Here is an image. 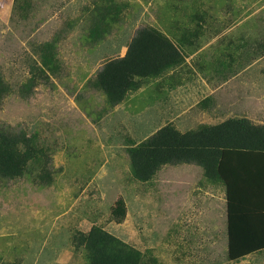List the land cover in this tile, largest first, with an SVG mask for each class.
Masks as SVG:
<instances>
[{
  "label": "rangeland",
  "instance_id": "374dc122",
  "mask_svg": "<svg viewBox=\"0 0 264 264\" xmlns=\"http://www.w3.org/2000/svg\"><path fill=\"white\" fill-rule=\"evenodd\" d=\"M249 22L264 32V0H0V77L9 85L0 128L37 149L21 175L0 178V264H84L79 237L93 227L140 250L141 264H264V253L208 258L209 240L196 242L186 219L193 192L164 191L161 168L170 165L148 180L134 173L130 150L149 125L133 127L128 97L144 77L119 103L102 82L128 69L141 27L214 35ZM121 198L124 215L115 211Z\"/></svg>",
  "mask_w": 264,
  "mask_h": 264
},
{
  "label": "crops",
  "instance_id": "0c3cea01",
  "mask_svg": "<svg viewBox=\"0 0 264 264\" xmlns=\"http://www.w3.org/2000/svg\"><path fill=\"white\" fill-rule=\"evenodd\" d=\"M178 26L181 28L159 30L178 50V53H166L171 64L159 74L142 78V84L137 90L134 89L132 96L127 95L134 116L131 120L133 127L140 129L141 126L149 125L139 130L149 132L146 136L149 137L168 124L186 132L201 124L213 125L215 123L211 121L217 117L224 121L230 117L244 116L253 120V123L264 124L262 29H239L233 26L221 31V34L213 35L217 30ZM136 35L137 32L134 37ZM128 49L129 46L127 52ZM129 67L124 70H129ZM143 79H146L144 83ZM251 162L248 183L252 185L257 182V187L264 185V156L258 159L257 166L255 159ZM168 165L158 171L162 172L164 191L193 192L188 194L189 200L190 197L192 200L186 219L188 226L195 231V236L203 238L199 240L197 237L198 241H195L204 243L209 240L207 244L210 246L206 250L212 261H231L228 256L225 182L208 178L202 166L196 163ZM182 165L185 167L176 169ZM195 249L196 252L199 250ZM262 253L264 248L239 260L250 261Z\"/></svg>",
  "mask_w": 264,
  "mask_h": 264
},
{
  "label": "trees",
  "instance_id": "16d2710c",
  "mask_svg": "<svg viewBox=\"0 0 264 264\" xmlns=\"http://www.w3.org/2000/svg\"><path fill=\"white\" fill-rule=\"evenodd\" d=\"M168 51L178 53L163 32L141 27L129 44V70L115 71L102 81L113 103L124 99L138 77L156 75L167 68L171 64ZM8 93L9 85L0 77V107ZM10 128H0V178L5 179L21 175L31 152L37 154L34 147L25 150L26 137ZM130 155L134 173L142 180L151 178L165 164L181 163H196L208 178L223 180L227 188L229 259L239 260L264 248V185H250L248 172L249 162L255 159L257 166L264 156V124L229 118L186 132L168 124L133 147ZM118 204L116 213L124 215L125 200L119 199ZM79 243L86 252L84 264H141L140 250L102 228L93 227L81 234Z\"/></svg>",
  "mask_w": 264,
  "mask_h": 264
}]
</instances>
